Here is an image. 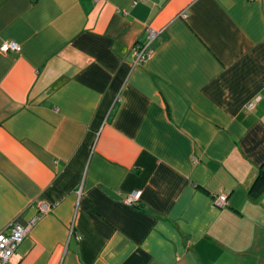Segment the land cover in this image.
<instances>
[{
    "label": "crops",
    "instance_id": "1",
    "mask_svg": "<svg viewBox=\"0 0 264 264\" xmlns=\"http://www.w3.org/2000/svg\"><path fill=\"white\" fill-rule=\"evenodd\" d=\"M5 42L0 232L52 208L16 264H264V0H0Z\"/></svg>",
    "mask_w": 264,
    "mask_h": 264
},
{
    "label": "built area",
    "instance_id": "2",
    "mask_svg": "<svg viewBox=\"0 0 264 264\" xmlns=\"http://www.w3.org/2000/svg\"><path fill=\"white\" fill-rule=\"evenodd\" d=\"M257 1V0H251ZM184 17L187 18L185 14ZM158 32L150 29L148 31L147 40L145 43L137 42L132 49L137 65L146 64L153 56L151 46L157 39ZM0 51L4 54L10 52H20L21 46L15 42H5L2 44ZM255 104H251L250 108L253 109ZM142 197L141 191L134 192L127 200L128 204H137ZM228 196L220 194L215 197L216 206L223 208L227 205ZM52 208L48 204L41 206V213L34 217L29 223H23L21 220H16L10 224L4 231L0 232V264H16L18 249L24 243L25 239L31 234L32 230L36 227L39 220L48 214Z\"/></svg>",
    "mask_w": 264,
    "mask_h": 264
},
{
    "label": "trees",
    "instance_id": "3",
    "mask_svg": "<svg viewBox=\"0 0 264 264\" xmlns=\"http://www.w3.org/2000/svg\"><path fill=\"white\" fill-rule=\"evenodd\" d=\"M263 195H264V165L261 167L260 173L249 191V198L252 201H256Z\"/></svg>",
    "mask_w": 264,
    "mask_h": 264
},
{
    "label": "bare ground",
    "instance_id": "4",
    "mask_svg": "<svg viewBox=\"0 0 264 264\" xmlns=\"http://www.w3.org/2000/svg\"><path fill=\"white\" fill-rule=\"evenodd\" d=\"M253 2V1H252ZM255 2V1H254Z\"/></svg>",
    "mask_w": 264,
    "mask_h": 264
},
{
    "label": "rangeland",
    "instance_id": "5",
    "mask_svg": "<svg viewBox=\"0 0 264 264\" xmlns=\"http://www.w3.org/2000/svg\"><path fill=\"white\" fill-rule=\"evenodd\" d=\"M1 52V51H0ZM2 53V52H1Z\"/></svg>",
    "mask_w": 264,
    "mask_h": 264
}]
</instances>
